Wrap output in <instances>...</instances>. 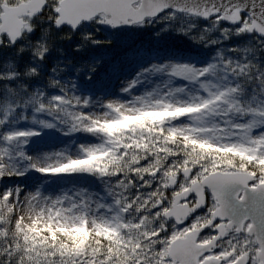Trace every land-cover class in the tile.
<instances>
[{
	"label": "rangeland",
	"instance_id": "374dc122",
	"mask_svg": "<svg viewBox=\"0 0 264 264\" xmlns=\"http://www.w3.org/2000/svg\"><path fill=\"white\" fill-rule=\"evenodd\" d=\"M61 1L25 19L15 47L0 44V264H171V243L217 208L206 190V206L177 224L165 217L177 194L217 171L264 183V38L247 16L231 26L174 10L114 31L104 14L59 30ZM259 249L235 227L200 263L259 264Z\"/></svg>",
	"mask_w": 264,
	"mask_h": 264
},
{
	"label": "water",
	"instance_id": "95a60500",
	"mask_svg": "<svg viewBox=\"0 0 264 264\" xmlns=\"http://www.w3.org/2000/svg\"><path fill=\"white\" fill-rule=\"evenodd\" d=\"M136 3L141 6L136 8ZM46 5L47 0H29L19 5L0 4V44L2 36H7L12 46L22 41L27 25L25 19L43 15ZM169 10L186 13L203 21L221 16L231 26L240 25L243 17L247 16L251 20L249 34L264 38V0H62L55 24L59 30L68 26L77 32L83 24H89L104 14L107 16L104 29L114 31L130 28ZM193 172V168H186L170 177L168 188L174 190L181 176L189 180ZM254 180L255 177L247 172L217 171L175 196L173 206L165 217L177 224L206 206V190L213 196L217 208L206 226L193 229L185 237H179L171 243L168 253L171 264H222L226 258H204L202 263L200 260L212 252L219 241L225 240L228 232L235 227L238 233L246 231L250 237H255L260 248L257 259L259 264H264V183L251 186ZM192 194L197 198L196 204L190 206L183 203ZM158 206L161 207V203ZM249 221L251 226L245 229ZM217 222H220L215 227L218 234L212 241L207 244L198 242L200 234ZM248 260L244 254L231 264H248Z\"/></svg>",
	"mask_w": 264,
	"mask_h": 264
},
{
	"label": "bare ground",
	"instance_id": "6f19581e",
	"mask_svg": "<svg viewBox=\"0 0 264 264\" xmlns=\"http://www.w3.org/2000/svg\"><path fill=\"white\" fill-rule=\"evenodd\" d=\"M26 32H28V24L26 25L25 30H24V33H26ZM13 47H15V46H13Z\"/></svg>",
	"mask_w": 264,
	"mask_h": 264
}]
</instances>
